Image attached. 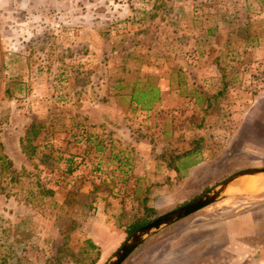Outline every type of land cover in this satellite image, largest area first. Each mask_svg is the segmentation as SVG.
Instances as JSON below:
<instances>
[{
	"label": "rangeland",
	"instance_id": "rangeland-1",
	"mask_svg": "<svg viewBox=\"0 0 264 264\" xmlns=\"http://www.w3.org/2000/svg\"><path fill=\"white\" fill-rule=\"evenodd\" d=\"M148 84L160 100L145 110L127 94ZM262 122L264 0H0V142L17 178L0 189V264H104L131 223L264 166ZM255 204L214 202L121 264H264V233L228 224Z\"/></svg>",
	"mask_w": 264,
	"mask_h": 264
},
{
	"label": "water",
	"instance_id": "water-1",
	"mask_svg": "<svg viewBox=\"0 0 264 264\" xmlns=\"http://www.w3.org/2000/svg\"><path fill=\"white\" fill-rule=\"evenodd\" d=\"M249 177H257L264 184V166L237 170L187 203L160 214L137 227L125 238L104 264H121L146 238L162 228L232 194L235 184Z\"/></svg>",
	"mask_w": 264,
	"mask_h": 264
},
{
	"label": "trees",
	"instance_id": "trees-1",
	"mask_svg": "<svg viewBox=\"0 0 264 264\" xmlns=\"http://www.w3.org/2000/svg\"><path fill=\"white\" fill-rule=\"evenodd\" d=\"M128 99L130 103H135L141 109L149 110L153 107L154 103L160 100V91L157 86L148 84L145 88H136L133 86L128 92ZM42 127V123L33 121L25 131V135L20 140V145L22 151L28 156L31 157L35 149L37 148V144H32V137L39 133L40 128ZM67 158V161H72V157ZM69 165V164H68ZM73 168L71 164L67 167L68 171H71ZM16 170L13 168L12 161L4 154L2 151V144L0 142V189H3L1 186L3 182H5L6 177L9 178L10 181H16ZM148 212L153 211L150 208H146ZM148 219H144L139 222H134L128 225L125 229L127 234H130L137 227L143 225L148 222ZM89 246L91 248H97V246L91 240H87ZM61 252V248L58 249L57 255L54 260L59 261Z\"/></svg>",
	"mask_w": 264,
	"mask_h": 264
},
{
	"label": "crops",
	"instance_id": "crops-1",
	"mask_svg": "<svg viewBox=\"0 0 264 264\" xmlns=\"http://www.w3.org/2000/svg\"><path fill=\"white\" fill-rule=\"evenodd\" d=\"M178 12L179 14H183V9L181 8ZM261 124V126H264V122ZM261 133L262 132L259 131L254 135L259 143L257 146H254L258 157H262L263 154L261 155L260 153H264V148L261 146L260 142L262 137ZM248 184H251L252 187L248 188ZM216 202H257L253 207L232 217L228 224L231 227L237 226L239 228L242 226L243 231L253 235L256 233H264V184L259 178L249 177L245 180H240L235 184L232 194Z\"/></svg>",
	"mask_w": 264,
	"mask_h": 264
},
{
	"label": "bare ground",
	"instance_id": "bare-ground-1",
	"mask_svg": "<svg viewBox=\"0 0 264 264\" xmlns=\"http://www.w3.org/2000/svg\"><path fill=\"white\" fill-rule=\"evenodd\" d=\"M250 183H253V182H250ZM247 184V183H246ZM254 184V183H253ZM248 185H251V184H248Z\"/></svg>",
	"mask_w": 264,
	"mask_h": 264
}]
</instances>
